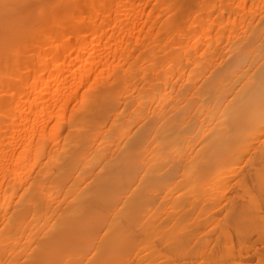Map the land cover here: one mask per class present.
<instances>
[{
  "label": "bare ground",
  "instance_id": "obj_1",
  "mask_svg": "<svg viewBox=\"0 0 264 264\" xmlns=\"http://www.w3.org/2000/svg\"><path fill=\"white\" fill-rule=\"evenodd\" d=\"M0 264H264V0H0Z\"/></svg>",
  "mask_w": 264,
  "mask_h": 264
}]
</instances>
